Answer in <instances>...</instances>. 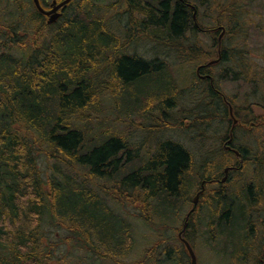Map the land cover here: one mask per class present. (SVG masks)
I'll use <instances>...</instances> for the list:
<instances>
[{
  "label": "trees",
  "instance_id": "1",
  "mask_svg": "<svg viewBox=\"0 0 264 264\" xmlns=\"http://www.w3.org/2000/svg\"><path fill=\"white\" fill-rule=\"evenodd\" d=\"M183 1L123 0V33L100 14L94 0H73L51 24L32 1L0 15V264H188L182 250L167 246L171 237L156 242L141 259L128 261L135 236L121 208L135 207L142 220L167 225L203 185L196 209L189 219L187 213L183 217L198 233L197 248L206 243L220 249L225 264H245V256L264 264V174L261 183L255 176L245 188L237 187L239 192L222 186L227 167L230 182L249 162L254 175L264 173V153L239 145V127L227 122L233 99L216 78L204 81L194 72L189 100L173 64L131 52L142 29L159 51L176 53L184 64L214 57L186 37L194 21L190 2ZM243 58L234 53L222 77L256 81ZM227 60L225 55L218 65ZM107 91L116 99L131 92L127 108L118 104L124 115L154 117L145 130L150 143L156 140L155 148L141 154V146L130 144L122 132H96L102 121L90 112H99ZM185 99L191 107H185ZM248 107L250 114L239 120L254 131L264 118L256 114L259 105ZM175 127L191 129L199 146H207L200 160L183 142L158 138ZM211 139L231 148L209 152ZM100 181L111 186L104 191L116 208L94 187ZM163 245L170 248L156 253ZM85 252L95 262L83 261Z\"/></svg>",
  "mask_w": 264,
  "mask_h": 264
},
{
  "label": "rangeland",
  "instance_id": "2",
  "mask_svg": "<svg viewBox=\"0 0 264 264\" xmlns=\"http://www.w3.org/2000/svg\"><path fill=\"white\" fill-rule=\"evenodd\" d=\"M32 0H0V15L10 12L13 9H16L20 6L22 2H31ZM51 1V0H49ZM98 6L100 14H104L108 16L110 22H113L115 31L119 33L125 32L124 26H126L127 20L126 16H123L124 10V2L121 0H94ZM192 4H198L201 11V19L200 22H203L204 25H208L209 27H216L218 24H214L215 21L220 22L219 24L225 26L226 32L221 40L222 48H226L228 51L227 63L222 66L216 64L215 66H211L212 78H216L219 81L220 90L225 93V96L233 99V104L228 105L229 107V118L227 122L231 119L233 127H239V135H238V144L244 148L254 150L259 152L260 154L264 153V124L257 130L250 131L248 129L247 122L240 121L239 118H243L244 116L250 114L248 113V106L250 104L259 105V108H256V114L264 118V0H187ZM33 2V1H32ZM118 2V5L116 3ZM230 10V14L226 15V12ZM231 13L233 16H231ZM138 14L134 15L136 17ZM205 15L209 16L210 19H203ZM216 19V20H215ZM221 19V21H220ZM211 25V26H210ZM233 31V33H232ZM139 42H135L133 44V48H131V52L146 53L148 54L147 58H160L162 60H167L171 63L173 69L174 76L177 77L178 82L181 83L184 89H186L187 99L192 100L190 96V91L192 89L187 88L189 86L190 80L193 78V73L195 72L197 65H193L190 63H183L181 59L178 58L176 53H172L168 51L167 55L164 52L157 48L158 46L145 38L147 32H143L142 29L138 31ZM222 33V30L219 29L215 35L212 33H203L192 34L191 30L187 31L186 37L190 36V42L193 45L199 46V48L203 49V53L215 54L214 57H209L206 62H215L220 60L216 53L217 50V40L214 41V37L217 38ZM123 35V34H122ZM145 38V39H144ZM135 47V48H134ZM160 53H156L155 50ZM234 50V51H233ZM243 53L242 61L248 63L249 71L251 73L256 74V81L249 82L245 77L244 80H233L232 76H227L226 78L222 77V72L225 67H230L231 58L234 53L239 54ZM168 56V57H167ZM197 76V75H196ZM205 77V76H203ZM158 80L156 79L155 82ZM145 84V82L143 83ZM146 86V84H145ZM196 92V91H195ZM130 93L126 92L125 95L112 96L110 91L103 93V102L101 105V109L97 112L96 110H92L90 113L94 117L99 118L100 125L98 128H95L96 132H110V133H123L126 135L130 144H138L140 145L141 154L144 153L147 149L156 147V140L153 139V142L150 143V138L152 137L150 133H148L145 129L153 123V119L150 114L143 113L138 115H134L132 117H128L121 112V107L127 108L130 100ZM226 97V98H227ZM185 99L184 104L185 107H191L192 103ZM144 101V99H140ZM141 101V104L144 102ZM191 102V101H190ZM120 104V106L118 105ZM235 106L238 108V115L235 112ZM231 107L233 108V112L231 113ZM241 109V112H240ZM244 109V110H243ZM179 111V108L176 109ZM243 111V112H242ZM155 116H158V111H155ZM160 115V114H159ZM252 118V116H251ZM95 122H98L95 121ZM155 122V121H154ZM175 123L177 121L175 120ZM229 124V123H228ZM187 126H191L190 120L186 121ZM227 125V124H226ZM228 126V125H227ZM227 126L225 127L227 129ZM225 129V131H226ZM149 130V129H148ZM158 134L157 132L154 133ZM159 135V134H158ZM151 136V137H150ZM157 136V135H156ZM155 136V137H156ZM160 137V138H159ZM159 139L164 138H172L174 140L183 142L191 151L194 153V156L200 160L202 157V153L206 151L207 146L203 145L199 146L198 138L195 136V133L190 129L183 131L182 129L173 128L163 136H158ZM209 142V141H208ZM216 141L209 142V152L216 151V147H223L226 149L229 144L225 143L217 146ZM155 144V145H154ZM155 146V147H154ZM261 150L258 151L259 149ZM202 151V152H201ZM250 158V157H249ZM252 162H249L247 167H245L242 171H237V173L232 174L233 176L232 182L225 181L222 183L223 188H226L229 192L237 187L245 188V182L249 183L252 180H255L256 176L257 182L261 183L263 179V174L260 172L258 175H254V169L252 166ZM198 169V167H196ZM228 178V177H227ZM225 186V187H224ZM100 192L101 196L109 201L111 207L116 208V204L110 201L108 196L105 194L104 189L108 190L111 186L108 183H104L100 181L96 185H94ZM214 187H211L213 189ZM216 188V187H215ZM238 189V188H237ZM242 189H238L239 192ZM191 201L185 204L184 208L181 210L179 218L174 222L165 225L161 223V221L154 219V223L146 222L142 220V218L138 215V210L135 207H131L130 209L121 208L123 214L127 215L130 222L133 224L134 236H135V246L132 250V253L129 256L128 261L134 262L142 258L144 254L153 247V245L159 240H164L168 237H171L170 242L167 246H171L174 248H178L180 251L183 250V245L181 244L180 239L178 238V232L182 230L181 225L183 223L184 213H188L192 207V201L195 198V194L191 195ZM201 200V199H200ZM199 200V202H200ZM204 207V206H203ZM120 208V207H119ZM204 209V208H203ZM207 212V210H206ZM168 226V227H167ZM169 226L173 228H177V232L170 231ZM169 232V233H167ZM181 232V231H180ZM180 236V235H179ZM181 237V236H180ZM169 239V238H168ZM223 246V242L219 243ZM163 245L161 249L157 252H161L164 249H169ZM76 255V254H75ZM72 255L71 257H75ZM88 254L83 253L82 259L83 261L95 262L93 259H89ZM198 262L200 264H225V257L220 254L219 251H214L211 249L206 243H201L197 248ZM159 260V259H158ZM161 262L154 264H160ZM101 264H115L112 262H102ZM163 264V263H162Z\"/></svg>",
  "mask_w": 264,
  "mask_h": 264
},
{
  "label": "flooded vegetation",
  "instance_id": "3",
  "mask_svg": "<svg viewBox=\"0 0 264 264\" xmlns=\"http://www.w3.org/2000/svg\"><path fill=\"white\" fill-rule=\"evenodd\" d=\"M52 1L53 0H51V1H48V4L47 5H43L46 9H50V5H51V3H52ZM182 2V1H181ZM183 2H185V1H183ZM187 6L193 11L192 12V15H193V21H194V25H193V28H192V30H191V32H192V34L194 33V34H199L200 32H203V33H206V32H208V33H212V35H215V33H217V31L219 30V29H221L222 30V33L220 34V36L219 37H217V38H215L214 37V41H216L217 40V50H216V53H217V55H218V57H220L219 59L220 60H222L224 57H225V55L227 56L228 55V51H227V49L226 48H222V46H221V40L223 39V37H224V35H225V32H226V28H225V26H223V25H221V24H218V25H216V27H209V26H207L206 28L205 27H203V26H205V25H203V26H201L200 25V19H201V11L199 10V9H196L195 8V6H194V4H192V3H188L187 4ZM64 11H65V9L63 10V14H64ZM46 17V16H45ZM209 16H207V15H205V17H203V19H210V18H208ZM47 18V17H46ZM196 48L198 49L199 48V46H196ZM219 60V61H220ZM219 63V62H218ZM217 63V64H218ZM216 64H213V65H207V62H205V63H199V64H197V69H196V74L202 79V80H207L208 78L206 77L207 75H211L210 73V70H209V68H211V66H215ZM202 66V67H201ZM201 67V68H200ZM212 70V69H211ZM203 76H205V77H203ZM210 81H211V79H210ZM190 212V211H189ZM189 212L187 213V215H186V219H187V216H188V214H189ZM186 221V220H185ZM184 221V222H185ZM183 227H184V223H183V226H182V229H183ZM180 231H182V230H180ZM178 232L177 234H178V238L180 239V241H181V244L183 245V252H184V254H185V256H186V259H187V261H185V262H187L188 264H191V255H190V253H189V250H188V248H187V246H186V244H185V242H184V239L185 240H187L189 243H190V245H191V247L193 248V250L195 251V253H196V255H197V246H196V242L194 241L195 239H198V233H197V231L196 230H193V229H191V230H189V224L187 225V227H186V230L182 233V236L180 237L179 235H180V233L181 232ZM254 257L255 256H245V264H255L254 263ZM197 259H198V255H197ZM233 262H230V264H232ZM198 264H200L199 262H198Z\"/></svg>",
  "mask_w": 264,
  "mask_h": 264
},
{
  "label": "water",
  "instance_id": "4",
  "mask_svg": "<svg viewBox=\"0 0 264 264\" xmlns=\"http://www.w3.org/2000/svg\"><path fill=\"white\" fill-rule=\"evenodd\" d=\"M73 0H53V2L51 3L50 5V9H45L43 8L40 0H33L36 8L38 9L39 12H41L42 14L46 15L47 16V19H48V23H56L62 16H63V10L65 9V7L67 5H69ZM180 1H183V0H180ZM217 62V61H215ZM215 62H210V64H213ZM231 113L233 112V108L231 107ZM232 138L229 140L231 141ZM227 149H230L231 147L228 146L226 147ZM235 154L240 157L241 156V153L237 150H234ZM229 167H227L225 169V174L226 176L222 179V182H225L227 180V177H228V172H229ZM205 191V187L204 185L202 186V189L199 190V192L195 195V198L193 200V208L190 210L188 216H187V219H189V216L190 214L196 209V206L199 202V198H200V195ZM188 225V221L186 220L185 223H184V227L180 233V236H182V233L186 230V227ZM184 242L189 250V253L191 255V264H198V260H197V255L195 253V251L193 250V248L191 247L190 243L184 239Z\"/></svg>",
  "mask_w": 264,
  "mask_h": 264
}]
</instances>
